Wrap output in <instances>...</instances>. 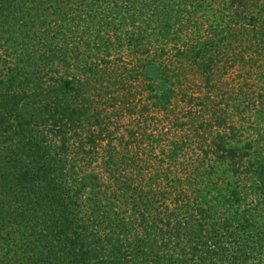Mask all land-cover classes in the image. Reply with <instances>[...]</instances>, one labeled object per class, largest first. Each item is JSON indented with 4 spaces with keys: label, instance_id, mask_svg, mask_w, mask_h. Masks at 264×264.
Segmentation results:
<instances>
[{
    "label": "rangeland",
    "instance_id": "obj_1",
    "mask_svg": "<svg viewBox=\"0 0 264 264\" xmlns=\"http://www.w3.org/2000/svg\"><path fill=\"white\" fill-rule=\"evenodd\" d=\"M27 5L23 20H0V162L39 169L44 152L96 169L127 153L163 166L178 137L189 149L213 143L203 133L253 129L251 102H264V0L72 3L51 25L41 18L48 7ZM109 232L88 229L104 241ZM29 235L13 230L5 264L39 261Z\"/></svg>",
    "mask_w": 264,
    "mask_h": 264
},
{
    "label": "trees",
    "instance_id": "obj_2",
    "mask_svg": "<svg viewBox=\"0 0 264 264\" xmlns=\"http://www.w3.org/2000/svg\"><path fill=\"white\" fill-rule=\"evenodd\" d=\"M30 2L0 0L1 22L23 20ZM101 2L120 0H39L48 7L41 18L51 25L52 18L63 21L72 3ZM20 45L13 41L11 47ZM62 82L61 90L69 89L70 82ZM63 105L60 121L70 116ZM251 106L252 130L243 133L232 122L215 136L202 134L213 143L189 149L178 137L163 166L127 153L96 169L44 152L39 169L0 162V264L13 230L39 242V261L30 258L31 264H264V102ZM99 224L110 229L106 242L88 233Z\"/></svg>",
    "mask_w": 264,
    "mask_h": 264
}]
</instances>
